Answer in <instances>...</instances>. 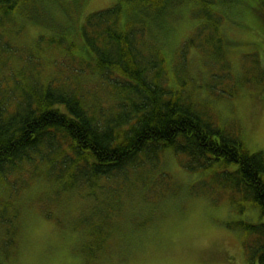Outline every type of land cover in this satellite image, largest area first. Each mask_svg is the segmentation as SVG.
<instances>
[{
	"label": "trees",
	"instance_id": "trees-1",
	"mask_svg": "<svg viewBox=\"0 0 264 264\" xmlns=\"http://www.w3.org/2000/svg\"><path fill=\"white\" fill-rule=\"evenodd\" d=\"M48 2L0 0V187L27 164L32 181L52 184L53 197L79 194L86 205L80 223L93 239L86 250L96 260L122 222L123 203L174 188L163 165L170 151L185 171L202 174L198 188L212 198L228 195L239 213L249 203L258 208L262 220H240L237 228L244 261L264 264V153H251L235 127L215 125L184 87L190 79L169 83L160 48L162 32L170 33V21L189 6L196 24L182 48H203L209 76L196 88L233 97L241 86H261L262 58L248 55L240 77L225 56L224 18L241 0H118L87 15L75 38L68 31L61 59L44 63L40 48L26 46L21 34L23 23L52 17ZM249 7L262 25L264 0ZM45 65L55 70L46 73ZM1 244L4 252L8 243Z\"/></svg>",
	"mask_w": 264,
	"mask_h": 264
},
{
	"label": "rangeland",
	"instance_id": "rangeland-1",
	"mask_svg": "<svg viewBox=\"0 0 264 264\" xmlns=\"http://www.w3.org/2000/svg\"><path fill=\"white\" fill-rule=\"evenodd\" d=\"M76 1L61 0L59 7L57 0H49L47 6L52 8H49L52 17L42 15L34 26L30 22L28 25L23 23L22 42L35 51L40 48L44 63L61 59L59 52L63 50L61 45L66 44L64 36L68 31L75 38V27L79 25V29L87 15L104 10L118 0ZM241 2L243 4L235 8L237 13L229 12L227 20L230 21L224 18L223 22L229 42L225 56L239 76L241 65L248 64V55L258 56L264 63V10L261 25L248 10L251 0ZM188 8H183L170 21V33L161 31L163 43L157 42L169 83L179 87L182 85L179 76L190 79L184 87L192 90V99L212 117L215 125L223 129L235 127L251 153H264V84L241 86L233 97H221L209 88L204 89L205 86L196 88L195 83L201 77L206 81L209 76L203 48L196 51L191 46L188 50L182 48L196 24V18ZM158 30L154 27L153 31ZM38 36H42L39 47ZM45 68L46 73L55 70L46 65ZM181 163L182 157H176L170 151L164 154L163 165L174 188L162 191L165 196L154 200L144 202L137 198L123 203L118 217L122 222L114 227L111 236L107 235L105 251L96 260L91 259L86 250L93 239L87 235V227L80 223L86 205L76 197L79 194L53 197L52 184L43 179L32 181V168L23 164L8 176L6 188L0 187L2 264L249 263L244 261L243 234L237 223L262 220L258 208L249 203L246 204L247 211L239 213L229 203L228 195L212 198L198 188V178L202 174L188 173ZM1 243H8L4 252Z\"/></svg>",
	"mask_w": 264,
	"mask_h": 264
}]
</instances>
